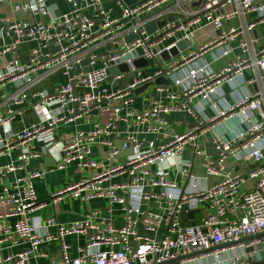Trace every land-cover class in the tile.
Returning a JSON list of instances; mask_svg holds the SVG:
<instances>
[{"label": "built area", "instance_id": "obj_1", "mask_svg": "<svg viewBox=\"0 0 264 264\" xmlns=\"http://www.w3.org/2000/svg\"><path fill=\"white\" fill-rule=\"evenodd\" d=\"M68 2L70 12L56 13L46 0H0V6L7 3L13 11L35 18L11 20L0 15V156L15 154L11 162L0 165V264H33L48 257L40 248L52 242L60 244L61 257L49 264H264V46L257 47L254 35L264 23V0H138L131 5L115 0L121 8L118 17L103 0ZM236 19L238 25L225 28L226 22ZM158 22L163 24L148 33L147 25ZM205 25L214 27L217 35L198 49L180 52L153 74L142 75L135 65L140 58L157 60ZM130 34L136 36L128 41ZM99 38L118 44L117 50L98 51ZM25 41L36 43L27 61L20 54ZM206 55L212 61L225 57L229 61L214 70ZM85 58L88 65L73 74ZM122 64L135 73L126 86L118 84L125 76L119 69ZM112 67L117 73L110 72ZM247 71L253 73L251 78H246ZM56 72L67 81L53 91L34 90ZM159 77L170 82L155 84L163 96L142 109L128 107L136 88ZM255 82L257 91L246 89ZM10 84L12 90L7 89ZM225 84L234 101L220 106L215 96ZM196 99L211 106L214 114L166 144L140 135L163 134L168 113L197 116L202 108ZM28 109L37 121L15 127ZM92 109L103 118L92 129L58 133L61 123L74 122ZM122 123L128 129L119 145L115 135ZM209 130L215 133V152L200 144ZM93 144L108 147L105 160L93 158ZM188 146L193 155L186 158ZM127 149L130 153L119 161ZM44 155L58 169L77 164L98 170L59 189L54 203L66 193L83 202L105 198L110 206L120 207L123 225L94 221L97 213L69 225L54 216L38 224L34 213L45 205L38 202L35 181L45 171L29 168L33 159ZM229 159L234 160L232 167ZM242 162L251 163L245 172L236 169ZM197 167L218 180L199 184ZM173 171L187 180L188 187L178 184ZM202 205L206 213L201 222L184 223ZM73 235L87 236L74 258L66 242ZM16 248L21 249L12 252ZM5 250L10 252L4 255Z\"/></svg>", "mask_w": 264, "mask_h": 264}, {"label": "crops", "instance_id": "obj_2", "mask_svg": "<svg viewBox=\"0 0 264 264\" xmlns=\"http://www.w3.org/2000/svg\"><path fill=\"white\" fill-rule=\"evenodd\" d=\"M49 8L52 12L56 13H67L72 10L71 4L68 0H46ZM104 5L108 9H112L111 14L114 17H118L121 14V8L116 4L115 0H103ZM193 8L197 7V4L192 6ZM86 13H92L90 10H86ZM0 15L9 17L11 20H20V19H28L30 21H34L35 18L32 15H26L21 12H15L12 10L11 6L7 3L0 6ZM150 16V15H149ZM36 19H41L43 21H48V17H37ZM239 20H233L231 22L225 23V28L228 29L230 26L238 25ZM201 33V37L199 41L196 39V35ZM217 35V31L211 25H205L202 28L198 29L193 38L195 40V44L188 48L185 52H190L192 50L198 49L202 44H204L207 40L211 37H215ZM255 37L258 38V45L257 47L264 46V23H261L257 26L256 30L254 31ZM120 32H117V37H120ZM196 40L198 43L196 44ZM10 41V39H7ZM98 45L96 49L98 51H111L117 50L118 44L108 43L107 41L98 39ZM236 44V43H235ZM36 46L35 42L25 41L20 46V54L21 59L23 61H27L30 57V50L32 47ZM51 48L56 49V47L51 46ZM50 47L44 49V53L48 52ZM233 56V54L231 55ZM230 56V57H231ZM206 58L209 59L211 62V56L206 55ZM144 59V58H143ZM229 61V57H225L220 59L219 61H212L211 67L214 70H218L222 66H224ZM166 62L162 56L157 58V60H146L137 66L138 69L141 71L142 75L153 74L158 68L165 67ZM129 71V70H128ZM253 75L252 72H246V78H251ZM135 73L133 72H125V76L118 82L120 86H126L129 82L133 80ZM67 81V76H65L61 72H56L54 74L46 76L41 83L37 84L34 90L40 89H48L50 91L55 90V88ZM144 86L140 85L136 88L134 92L133 100L128 104L130 108H137L142 109L143 107L147 106L151 100L154 98H159L163 95L156 89L155 84H151L147 88L143 90H139ZM8 90H12L13 86L10 84L7 86ZM246 89L249 91H257L259 89V84L257 82L248 84ZM231 90V87L227 84L223 85L220 94L215 96V100L219 102L220 106L223 104H229L234 101V95ZM195 104L202 108V110H198L197 116H193L185 111L179 112H171L165 115L166 119L168 120V126L166 127L163 134L154 135V134H140L142 137H145L147 140H155L158 144H166L170 140L174 138L176 134H182L186 129L197 125L200 121L204 120L206 115L212 116L214 114V109L209 106L208 104H203L200 99L195 100ZM36 114L31 110L28 109L24 117L22 119H18L14 122V126L17 128H23L32 124L37 121ZM103 118L100 116L97 109H92L90 114L78 118L74 122L70 123H61L58 127L59 134H68L75 132L77 130H89L94 127V125L100 122ZM230 125H235V121L229 122ZM128 128L124 123L119 125L120 134L115 135V139L117 144H121L124 138L125 131ZM133 130H138L139 128H132ZM140 132V131H139ZM141 133V132H140ZM215 135L214 131L209 130L207 134L201 138L200 144L201 147L209 150L211 152H215L214 146L212 144L213 136ZM37 147L39 148L40 145L38 143ZM108 147L101 144H93L92 145V156L97 161H103L107 157ZM130 153V149L123 150L119 156V161L125 160L126 156ZM193 151L190 146L186 148L184 151V157L189 158L192 157ZM15 158V154L11 157L8 156H0V165L7 164ZM229 167H232L234 164L233 159H229L227 162ZM237 170L245 172L248 168L251 167L250 162H242L241 165L236 166ZM44 170L45 174L43 178L37 179L35 181L38 202L44 204L45 206L41 209H38L34 213L35 221L38 224L44 225L46 220L52 216L56 218L58 223L63 225H69L75 222H81L85 220L88 216H92L93 213H97L96 217L92 216L94 221L104 219L114 223L115 226H122L123 225V215L119 206H110L109 202L105 198H98L95 200H91V202H83L81 198L73 196L71 193H66L62 195L57 203L53 202V194L57 192L61 188H65L70 186L80 180L84 179L85 177L91 175L92 173L97 172L98 170L88 171L86 169H82L78 167L77 164H71L67 166L65 169H58L54 166V162L52 158L48 155H44L41 158H35L31 162V166L29 170ZM173 176L177 179L176 181L180 186L185 187L187 185V180L181 177H177L175 172L173 171ZM197 176L199 177L197 182L202 185H209L218 180L216 176H207L204 169L202 167H197L196 169ZM14 174H12L9 178H13ZM123 177H117L116 179L120 180ZM252 182H249L250 185ZM188 187V186H186ZM122 193V192H121ZM206 206L202 205L197 212L193 213V217H185L184 223L186 224H198L201 222L202 218L206 213ZM51 232L55 233L56 229L51 228ZM87 241V236L84 235H73L66 238V242L70 246V255L71 257H76L78 255V248L83 246ZM21 248L12 249V252H17ZM41 253L47 254L48 257H39L33 261V264H49L52 260H58L61 257L60 252V244L58 242H52L46 244L40 248ZM10 251L5 250L4 255L8 254Z\"/></svg>", "mask_w": 264, "mask_h": 264}, {"label": "water", "instance_id": "obj_3", "mask_svg": "<svg viewBox=\"0 0 264 264\" xmlns=\"http://www.w3.org/2000/svg\"><path fill=\"white\" fill-rule=\"evenodd\" d=\"M138 0H125V2L128 4V5H131V4H134L135 2H137ZM172 19V18H170ZM163 22H158V23H152L150 25H147L146 29L148 31V33H153L154 30L162 25ZM136 35L135 34H130L129 36H127V40L128 41H131ZM195 44V40L193 37H191L190 39H183V40H180L175 46H173L172 48H170V50L168 51H163L161 53V56L162 58L165 60V61H168L170 60L172 57L174 56H177L180 54V52H183L185 51L186 49L190 48L191 46H193ZM144 61L143 58H140L138 60H136L135 62V65L136 66H139L142 62ZM88 58H85L81 61L80 64H77L76 65V70L73 72V74H79L82 72V69L84 66L88 65ZM119 69L121 71H128V66L126 64H122L119 66ZM118 71V68L117 67H112L110 68V72L112 74L114 73H117ZM72 74V75H73ZM169 80L166 79L165 77H159L157 78L154 82H149V83H146L144 84V86L142 88H139V90H143L144 88H147L148 86H150L151 84H169ZM190 217H193V213L191 212L190 213Z\"/></svg>", "mask_w": 264, "mask_h": 264}, {"label": "rangeland", "instance_id": "obj_4", "mask_svg": "<svg viewBox=\"0 0 264 264\" xmlns=\"http://www.w3.org/2000/svg\"><path fill=\"white\" fill-rule=\"evenodd\" d=\"M201 33L202 32H199L197 35H196V39L199 41V38L201 37ZM196 40V44L198 43V41ZM129 72V71H126V73Z\"/></svg>", "mask_w": 264, "mask_h": 264}]
</instances>
